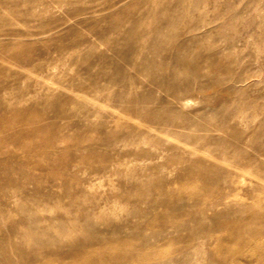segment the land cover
<instances>
[{
	"label": "rangeland",
	"instance_id": "1",
	"mask_svg": "<svg viewBox=\"0 0 264 264\" xmlns=\"http://www.w3.org/2000/svg\"><path fill=\"white\" fill-rule=\"evenodd\" d=\"M0 17L19 21L2 27L9 36L5 41L22 35L32 42L35 51L51 50L56 59V67L51 70L40 65L19 71L0 61V78L10 79L8 93L0 92L1 100L22 96L21 102L12 105L20 109L39 108L46 102L44 122L48 124L53 123L55 115L49 102L58 99L57 105L67 109L87 104L90 114L82 131L92 133L90 137H105L110 128L124 139L108 149L90 148L88 142H83L84 149L75 143L58 142L52 154L57 158L81 161L93 148L97 154L94 161L100 155L117 158L107 171L98 174H61L56 160L47 156L51 150L40 147L45 151L44 157L39 156L45 169H36V175L43 184L54 186L50 191L44 185L41 194L50 193L42 198L34 195L32 186L22 188L21 180L9 185V192L15 190V196L6 198L8 211L0 214V227L6 237L12 226L22 233L15 240L21 241L19 252L24 257L20 259L13 252L11 261L0 264H80L81 259L68 255L79 249L105 262L108 257L99 255L98 247L121 240L125 243L118 245L120 250L153 253L151 264H225L211 249L226 238V229H205L200 239L185 241L182 236L187 231L175 230L172 224L187 222L184 211L199 217L205 210L207 216L231 218L233 214L224 204L247 202L246 211L238 214L245 217L264 204V179L257 181L254 175L240 171L217 180L213 174L189 170L196 160L205 167L214 161L212 165L226 171L229 162L254 153V147L264 140L260 132L256 133L261 124L264 127V0H0ZM172 17L178 24L174 27L175 42L167 47L160 45V50L151 49L149 43L155 34L151 29L156 24L168 25L167 19ZM28 33L34 35L28 37ZM180 43L184 46L179 48ZM181 50L184 60L177 58ZM36 69L41 75L35 74ZM187 81L190 85L186 87ZM49 87L54 88L50 97L46 96ZM81 90L90 95L80 97ZM125 90H130V102L147 107L146 113L135 114L128 108L130 103L116 98ZM176 96L183 98L181 102ZM186 98L188 104L183 107ZM31 109L30 116L37 115L36 109ZM154 111H161V118L172 116L177 126L164 129L162 123L152 122ZM8 122L12 132L18 119L12 116ZM22 128L27 135V128ZM236 134L246 136L249 145L242 154L233 156ZM39 138L25 137L19 144L31 146ZM87 166L80 164L77 169ZM258 166L256 162L251 169ZM72 176L75 178L69 181ZM65 180L72 184L70 193L61 188ZM257 182L259 188L254 191ZM33 198L40 205L41 219L34 227L24 220L29 207H33ZM214 201L224 204L217 208ZM23 204L25 212L20 209ZM260 210L261 216L253 223L256 231L264 228V207ZM93 212L95 216L88 225L86 216ZM209 220L204 221L205 227L212 224ZM120 222H126V227L112 235ZM34 230L46 232L44 241L30 238ZM145 237L148 241L143 240ZM3 247L0 241V258ZM230 248L239 252L237 264L259 263L253 253L256 241Z\"/></svg>",
	"mask_w": 264,
	"mask_h": 264
},
{
	"label": "bare ground",
	"instance_id": "2",
	"mask_svg": "<svg viewBox=\"0 0 264 264\" xmlns=\"http://www.w3.org/2000/svg\"><path fill=\"white\" fill-rule=\"evenodd\" d=\"M158 14V13H157ZM162 15V14H161ZM171 16V15H170ZM169 18L167 19L168 22H166L168 25L164 26L162 24L158 25L156 24L151 30L154 34L153 41L150 42L151 49L159 48L160 45L164 46L169 44L172 40L176 39V31L174 28L175 26H178L177 22L174 21L175 19ZM134 21V20H133ZM19 21L15 18H2L0 17V61H5L7 63H10L11 65L20 68L21 70H33L34 68L40 66V65H46L47 70L54 69L56 67V59L54 60V52L51 50H47L45 52H37L35 51L32 42L26 40L22 35L16 34L15 36H10V39L12 41H5V38H8L7 31H3L2 27L6 25H13L17 24ZM176 22V23H175ZM200 27V26H199ZM11 29V28H10ZM20 32V31H19ZM176 32V33H175ZM25 34V33H24ZM146 34V33H145ZM11 35V34H9ZM34 33H28L27 36L31 37ZM180 37V35L178 36ZM195 35H192V38H194ZM143 39V38H142ZM7 40V39H6ZM197 40V39H196ZM185 43V42H184ZM184 43L177 44V47L184 46ZM116 48L120 47L118 45H115ZM148 47V46H147ZM162 48V47H161ZM160 50V48H159ZM157 50V51H159ZM179 50V49H178ZM119 51V50H118ZM156 51V52H157ZM153 54V53H152ZM158 54V52H157ZM65 56V55H64ZM79 58L80 55L78 56ZM211 56H209L210 58ZM64 58V57H63ZM61 57L62 60L63 59ZM179 60H184L185 55L183 53V50L179 53L177 56ZM151 59V58H150ZM155 58H153L154 60ZM190 59V58H189ZM152 60H150L151 62ZM157 62V61H156ZM155 62V63H156ZM183 64V63H181ZM89 65V64H88ZM151 65V64H150ZM1 66V65H0ZM12 68V67H10ZM87 68V67H86ZM91 69V68H90ZM86 70V69H85ZM90 72V71H89ZM88 72V73H89ZM92 72V71H91ZM100 73V72H99ZM104 73V71H103ZM35 74L41 75L40 72L36 69ZM84 74V73H83ZM94 73L91 74V76ZM97 73H95L96 76ZM87 75V74H86ZM90 75V74H89ZM98 75V74H97ZM81 76V74H80ZM100 76V75H99ZM102 76V74H101ZM8 77V76H7ZM83 77V76H82ZM125 77V76H124ZM174 77V76H173ZM93 78V77H92ZM123 78V77H122ZM158 79V78H157ZM156 79V80H157ZM98 80V79H97ZM123 79H121L122 81ZM245 80V78H241L240 81ZM123 81H126L123 80ZM160 82V81H158ZM197 82V81H196ZM195 82V83H196ZM10 83L9 78H0V92H3V94L8 93L7 89L9 88L8 84ZM97 83V82H95ZM127 83V82H126ZM190 81H187L186 87L190 84ZM192 83V81H191ZM125 84V83H124ZM122 84V85H124ZM161 84V82H160ZM200 85V83H199ZM198 85V86H199ZM160 86V85H159ZM158 86V87H159ZM95 87V86H94ZM96 87H99V85ZM162 89V86H160ZM191 86H189L190 88ZM50 89H47L46 96L50 97L54 95V93H51V89H54L53 87H49ZM100 88V87H99ZM169 88V87H168ZM65 89H67L65 87ZM200 89V88H199ZM201 90V89H200ZM82 92L78 93L80 97H86L90 95L87 91L81 90ZM91 92H93L91 90ZM130 90H125L121 93H118L117 99L130 103L128 105V108L138 113H146L145 110H147V107L144 106H138L134 104L133 102H130L128 96H129ZM24 96V95H23ZM145 97V96H144ZM152 97V96H151ZM7 99L4 100L0 98V145L1 144H7V148H1L0 147V211L1 215L8 211L6 206H4L6 202L7 197H13L15 196V190L12 191V193L9 192V185H17L19 184V181H23L21 184V187H27L32 186V190L35 193L34 195H40L42 198L45 196L46 193L42 192L43 187L48 186L51 188L54 186L53 183L43 184V182L38 178L36 175L35 170L36 169H45V164L41 163L39 160L41 157L45 156V151L39 150L40 147L46 146L48 149L51 150V152H48V157L53 159L55 162H57V165H59V169L62 170L61 174H69L70 171H74L75 173L82 171L83 173H104L108 170V168L117 161L116 157H110V156H104L100 155V159L97 161H94V156L97 154L95 153V149L90 150V155L86 154L85 157L81 159V161L73 162L72 160L68 159L67 157L57 158L54 157L52 154L56 152L58 148V142L62 141L67 144L75 143L77 144V148L84 149L85 147L82 146L83 142H88L89 147H107L108 148H114L119 141L124 140L122 135L117 134L116 131L111 130L110 128L107 129L106 133L107 135L105 137L103 136H97V137H90V132L82 131V126L85 125V123L88 120L89 116V107L87 104L83 105L82 107H77L75 109H67L65 105H57L56 101L49 102V106L53 107V110L55 111V115H53V123L48 124L44 122L45 117L47 116V109H46V102L42 103L39 108H35L37 111V115L30 116V109L24 108L20 109L18 107H12L14 102H21L23 100L22 96H14L12 98L6 97ZM176 99L180 100L178 96L175 97ZM142 99V98H141ZM145 100V98L143 99ZM177 100V101H178ZM181 104L183 107H186V99H184ZM76 102V98H72V103ZM124 102V103H125ZM179 102V101H178ZM174 105V104H173ZM178 105V104H176ZM149 107V106H148ZM164 107V106H163ZM34 108V107H33ZM165 108V107H164ZM31 109V110H35ZM127 109V108H126ZM12 110V111H11ZM118 110V109H116ZM115 110V111H116ZM127 112L129 110H126ZM131 113V111H129ZM128 112V113H129ZM161 111H154L153 112V119L152 122H159L162 123V126L164 129H171L173 126H177L174 124V118L172 116L167 118H161L160 117ZM17 117L18 122L17 125L12 127V132L9 130V117ZM134 115V112L133 114ZM243 115V114H242ZM243 117V116H242ZM4 118H6L5 122H1ZM63 120V122L61 121ZM243 120V119H242ZM28 124H31L30 126H27ZM261 124L259 128L256 130V133L260 132L261 136H264V127ZM27 128V135H24L22 132V127ZM180 127V126H178ZM63 129H68L69 132L64 131ZM63 130V131H62ZM97 130V129H94ZM92 134V133H91ZM90 134V135H91ZM38 136L39 141L34 145H27L25 142L19 144V140L23 139L25 137H33ZM75 135V136H74ZM92 136V135H91ZM188 136V137H187ZM127 137V136H126ZM186 138L190 139V135H186ZM199 138H201L199 136ZM264 138V137H263ZM122 139V140H121ZM236 142L233 143V156H236L237 154H242V151L245 147H247L248 144V138L245 136H239V134L235 135ZM187 142V141H186ZM12 146H11V145ZM124 144V143H123ZM119 145V144H118ZM152 148V147H151ZM255 152L246 155L243 159L236 161V162H229L227 167V170H223L216 165H212L214 161H210V165L205 167L204 165L197 163L198 161L194 160L195 167L191 168L189 167L190 172L192 173H198L201 175L206 174H213L214 178L217 180L222 179V176L228 173L229 175L236 174L238 175L240 171L244 173H250L251 175H254L257 179L263 180L264 179V140H262L261 143H259L257 146L254 147ZM41 151V152H40ZM51 153V154H50ZM41 156V157H39ZM46 156V157H47ZM215 160V159H214ZM217 161V160H216ZM258 163L259 166L257 169H251L253 168L255 163ZM87 163L89 166H87L86 169L80 168L77 169V167L80 164ZM198 165V166H197ZM74 173V174H75ZM41 176V175H40ZM228 176V175H226ZM75 177L72 176L68 180H72ZM68 180L63 181L61 184V188L66 192L70 193L69 188L72 184L68 182ZM53 181V180H52ZM51 181V182H52ZM55 182V181H54ZM45 185V186H44ZM259 188L258 182L255 187L254 191H257ZM229 191H232L229 190ZM228 191V192H229ZM37 193V194H36ZM39 193V194H38ZM50 193V192H49ZM48 193V194H49ZM195 195L202 194L201 192H192ZM46 194V195H48ZM71 194H68L70 196ZM254 194L252 193V197ZM35 197V196H34ZM46 197V196H45ZM221 198L223 196L220 195ZM36 198H33L34 204H32L33 207H29L28 214H25V221L30 226H35L37 221H41L38 210L40 209V205L35 200ZM15 201H17V198H15ZM223 202L214 201L213 205L217 208H219ZM230 204V205H229ZM225 207H227L225 210L233 214V216L230 218H224L219 217L218 214H214L213 217L207 216V212L201 211L200 216L197 217V214L189 213L184 211V217L187 222L192 221V223L182 222V221H176L174 224H172L173 229L175 230H183L187 231L185 234H183V240H195L200 239V237H203L202 234L204 233L205 229L212 230L215 227L224 228L228 231V234L224 240H220L215 242L214 247L211 249L212 254L219 258L222 262L225 264H237L238 258L237 255L239 252L236 250H232L230 248V245H236V244H242L247 242H257V249L253 251L254 254H256L259 257V263L258 264H264V228L258 229L256 231L255 226L253 223L257 222V219L261 216V207H264V204L258 206L255 210H253L252 213L245 217H240L238 214H242L246 211L247 208V202L245 203H237L234 206V203H225ZM25 204L21 205L22 212H25L27 208L24 207ZM19 209V210H20ZM93 213H88L86 216V223L90 225V222L92 221V218L94 217ZM183 217V218H184ZM210 219L209 221L212 223L210 226L205 227L204 221ZM211 219H216L213 222ZM197 225V228L193 227V225ZM126 222H120L118 223V226L116 227L117 230L112 231V235H115L117 231H122L124 227H126ZM33 226V227H34ZM207 226V225H206ZM0 227V241L4 242V247L2 248V258H0V263L3 262H9L11 261V253H15L17 257L20 259L24 257L23 254L19 252L20 245H22L20 240H15V238L20 239L22 236V233H20L14 226H12L10 230V234L6 237L2 234ZM134 231V230H133ZM164 233H168L166 230H162ZM45 233L46 232H36L35 230L33 232H30L29 236L31 239H34V241H44L45 239ZM118 233V232H117ZM247 235H244L246 234ZM69 233H67L68 236ZM25 235V234H24ZM27 236V235H26ZM180 237V236H179ZM148 237L143 240L148 241ZM181 239V238H180ZM211 240V239H210ZM101 241V240H100ZM102 242V241H101ZM125 242L121 240L118 242V244H110L109 242H105L102 245L98 247V254L99 255H105L108 257V261L100 262L99 260L92 259L89 256V253L86 251L79 249L77 252H71V257H77L81 259L80 264H132V263H138V264H151L152 258L154 256L153 253H148V251H138V253L135 252H129L126 250H120L118 249L119 244H124ZM234 249V248H233ZM19 252V253H18ZM69 252V251H68ZM33 257V256H31ZM64 264H75V263H64Z\"/></svg>",
	"mask_w": 264,
	"mask_h": 264
}]
</instances>
